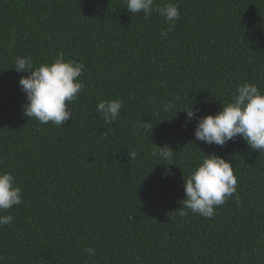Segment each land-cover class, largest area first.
<instances>
[{
	"label": "trees",
	"instance_id": "16d2710c",
	"mask_svg": "<svg viewBox=\"0 0 264 264\" xmlns=\"http://www.w3.org/2000/svg\"><path fill=\"white\" fill-rule=\"evenodd\" d=\"M169 2L181 16L164 38L162 16L124 0H0V172L23 193L3 213L0 264H264V153L196 141L184 111L215 115L244 82L264 92V0H156ZM61 51L86 65L85 88L56 127L24 116L27 73L13 66ZM113 99L124 107L106 124L97 106ZM164 145L175 165L151 155ZM212 153L233 164L237 193L211 219L181 216L184 176Z\"/></svg>",
	"mask_w": 264,
	"mask_h": 264
},
{
	"label": "clouds",
	"instance_id": "9594fccd",
	"mask_svg": "<svg viewBox=\"0 0 264 264\" xmlns=\"http://www.w3.org/2000/svg\"><path fill=\"white\" fill-rule=\"evenodd\" d=\"M126 9L132 14L143 13L145 18L153 12L162 16L169 25L161 29L159 35L167 38L180 19L181 13L176 3L158 5L156 0H124ZM17 73H27L21 76L19 87L26 95L27 103L22 111L28 119H35L40 124L49 123L62 127L73 118L69 107L85 88L81 80L86 65L75 59H66L61 51L52 61L44 62L38 67L31 57H17L14 61ZM124 105L119 99L101 101L97 111L102 114L106 124H112L121 117ZM175 108L171 102L164 110ZM187 113L185 128L196 120L194 136L196 141L223 147L237 138L243 139L250 149L264 153V92L257 84L244 82L239 84L228 103H223L222 110L215 115L199 116V109L192 106L184 110ZM151 122L140 121L136 124L139 131L152 129ZM201 150V149H200ZM202 151V150H201ZM173 151L168 145L154 146L151 155L159 156L164 165H175ZM130 159H135V151L129 153ZM173 175L170 167L165 169V178ZM238 178L234 175L233 164L225 158L212 153L204 154L202 162L187 178L184 176V194L186 199L179 210L181 216L189 212L203 218L211 219L216 209L222 206L233 194L237 193ZM239 199L237 195V200ZM23 203V193L18 186L15 175L10 171L0 172V227L14 222V216L3 213L10 212ZM183 209V210H182ZM87 252L96 255V249L89 247Z\"/></svg>",
	"mask_w": 264,
	"mask_h": 264
}]
</instances>
